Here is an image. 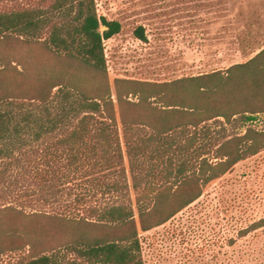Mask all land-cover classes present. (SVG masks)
Instances as JSON below:
<instances>
[{
	"label": "trees",
	"instance_id": "1",
	"mask_svg": "<svg viewBox=\"0 0 264 264\" xmlns=\"http://www.w3.org/2000/svg\"><path fill=\"white\" fill-rule=\"evenodd\" d=\"M44 1L46 7L0 11V39L39 42L77 71L52 77L24 95H0V142L23 141L22 134L40 140L59 133L41 150L48 169L36 172L59 205L31 212L0 206V256L22 253L14 264H143L139 231L164 224L209 183L264 149V131L247 127L243 134L215 138L205 127L209 121L250 122L264 111V48L225 70L170 82L115 79V106L104 41L120 32L121 23L99 15L95 0ZM134 35L146 39L142 26ZM82 71L92 75L88 87ZM129 94L138 101L127 100ZM54 96L60 101L52 112ZM158 99L164 101L161 107ZM142 127L149 129L147 135L137 133ZM6 149L0 146V154ZM126 169L137 192L134 205L118 195L105 204H86V192L74 193L69 185L80 175L88 182L92 177L103 194L119 193L129 185L115 178L110 182L108 176L124 178ZM59 181L63 189L56 188ZM62 191L72 199L60 203L56 198ZM8 213L32 218V224L9 220Z\"/></svg>",
	"mask_w": 264,
	"mask_h": 264
},
{
	"label": "rangeland",
	"instance_id": "2",
	"mask_svg": "<svg viewBox=\"0 0 264 264\" xmlns=\"http://www.w3.org/2000/svg\"><path fill=\"white\" fill-rule=\"evenodd\" d=\"M48 3L3 0L0 11L24 5L46 7ZM95 3L99 15L121 23L120 32L104 41L106 73L115 106V79L170 82L225 70L246 62L264 48V0H95ZM138 26L144 28L143 41L134 35ZM76 71L77 67L67 66L39 42H26L13 36L0 39V95H24L41 82L51 81L60 74L69 77ZM82 73L88 87L92 75ZM125 98L138 101V96L132 94ZM59 101L56 96L50 101L52 112ZM156 101L158 107L164 102ZM258 113L263 121L261 127L240 118L224 125L209 121L205 127L215 138L243 134L247 127L264 131V111ZM136 129L142 136L149 133L146 127ZM58 134L40 140L22 134L23 141L16 138L13 142H0V146L7 145L0 154V206L14 205L26 212L58 209L59 202H54L48 194L47 183L40 182L36 176L38 169H48L41 150ZM59 166L53 164L56 169ZM84 178L73 176L69 185L74 193L86 192V204H105L118 195L120 201L134 205L137 192L130 186L132 180L127 169L124 178L108 176L110 182L115 178L129 185L128 191L119 193L103 194L99 186L92 185V177L90 182ZM56 185L63 189L61 181ZM65 192L56 198L60 203L72 199ZM19 217L8 213L7 218L18 219V224H32V218ZM262 219L264 149L239 161L209 183L196 201L164 224L139 231L143 264H264V223L250 227ZM21 254L2 255L0 264H14Z\"/></svg>",
	"mask_w": 264,
	"mask_h": 264
},
{
	"label": "built area",
	"instance_id": "3",
	"mask_svg": "<svg viewBox=\"0 0 264 264\" xmlns=\"http://www.w3.org/2000/svg\"><path fill=\"white\" fill-rule=\"evenodd\" d=\"M261 115L259 113L253 114L252 115V120L250 122L253 123H259V126L261 127L263 121L261 120Z\"/></svg>",
	"mask_w": 264,
	"mask_h": 264
}]
</instances>
